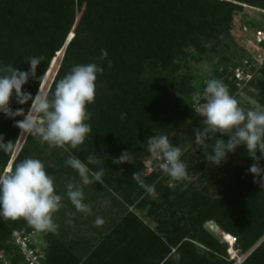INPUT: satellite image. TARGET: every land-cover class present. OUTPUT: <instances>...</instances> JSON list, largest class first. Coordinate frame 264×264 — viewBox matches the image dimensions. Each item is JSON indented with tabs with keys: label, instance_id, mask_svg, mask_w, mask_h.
<instances>
[{
	"label": "trees",
	"instance_id": "obj_1",
	"mask_svg": "<svg viewBox=\"0 0 264 264\" xmlns=\"http://www.w3.org/2000/svg\"><path fill=\"white\" fill-rule=\"evenodd\" d=\"M245 5L264 9V0H0V68L12 65L26 72L30 69V57H44L37 67V78H30L22 91L33 97L39 88L43 92L63 51L47 92L50 99L56 84L73 66L96 63L104 69L97 74L95 100L86 105L91 114V119L86 121L91 132L70 153L84 163L89 155L96 154L100 163L88 166L94 171L103 168V181L116 182L117 189L144 190L132 179L134 172L142 173L145 183L163 192L165 203L173 210L157 230L135 213L127 212L92 250L86 264H234L235 259H230L227 253V243L207 229L206 224L211 221L225 234L232 235L236 248L247 254L239 264H264V189L253 182L254 176L248 172L254 161L244 146L228 153L219 166L212 163L208 167L204 174L211 184L202 189L192 187L182 191L180 187L163 185L157 182L160 174H148L141 162L142 158L150 157L147 139L155 136L160 115L172 100L171 89L149 81L145 73L149 69L176 72L181 62L192 57L191 53L198 54L196 58L201 60L202 55L224 47L226 39L239 27ZM259 12L257 15H261ZM251 25L261 26V21L253 19ZM70 33L73 37L67 43ZM101 49L108 53L106 60L99 59ZM108 60L112 61L111 68ZM228 68L215 67L210 78L220 79L229 89L238 90ZM41 77H45L43 83ZM198 78L199 82L206 80L202 76ZM205 84L206 81L193 87L191 83L185 92L175 90L179 94L191 93L194 99L197 94H203ZM252 85H258L261 90L260 102L264 106V65L249 86ZM10 105L13 111L23 108L26 114L31 101L17 103L13 90ZM189 112L194 116L193 105ZM23 119V116L9 118L0 112V135L5 143L12 141L14 148L21 131L16 121ZM206 143L210 145L214 139ZM41 149L34 137L28 136L11 170L25 158L35 159ZM124 151H129L133 163L114 164L113 158ZM54 152L63 170L66 166L62 164L70 153L60 148ZM13 153L14 150L11 153L0 150V173L6 170ZM260 163L264 167V160ZM192 167L198 170L196 165ZM49 171L56 172L53 168ZM61 192L71 204L66 189ZM182 207L187 208L188 215L178 217ZM23 227L33 229L23 218L0 217V250L12 248L15 264L19 254L11 242V234ZM47 242L46 264H74L84 259L74 255L54 236L47 238ZM173 250L179 252V262L173 258Z\"/></svg>",
	"mask_w": 264,
	"mask_h": 264
},
{
	"label": "clouds",
	"instance_id": "obj_2",
	"mask_svg": "<svg viewBox=\"0 0 264 264\" xmlns=\"http://www.w3.org/2000/svg\"><path fill=\"white\" fill-rule=\"evenodd\" d=\"M107 58V51L101 49L99 59ZM43 60V56L30 57V69L26 72L12 65L0 68L3 73L0 75V112L9 118L24 117L16 121V126L22 130L21 135L40 137L49 147L70 153V149L82 145L91 132V125L86 123L91 119L86 105L94 102L97 74L103 73L104 69L96 63L75 65L56 84L51 99L41 91L33 97L31 93L22 91V88L30 78H37L36 70ZM107 63L111 68L112 61L108 60ZM198 84V81H192L193 87ZM13 90L17 103L23 105L31 101L26 114L23 108L15 111L11 109ZM202 100L203 103L196 109L202 120L201 127L193 130L195 145L204 146L206 141L214 139V143L207 145L211 147V154L206 159L217 166L226 160L228 153L235 152L238 146H244L254 161L248 172L254 176L253 182L264 189V167L260 163L264 160V107L256 105L255 109L245 111L230 94L228 86L214 78L206 81ZM222 137H227V140ZM0 150L11 153L14 150L13 142L5 143L4 137L0 135ZM147 150L151 158L159 162V170L171 181L189 179L187 166L181 160L183 149L174 146L167 135L148 138ZM257 152L261 155L257 156ZM98 163L100 161L94 155L87 157V163L71 153L65 160V165L74 169L80 178V182L66 183L67 198L78 212L85 215L91 212V207L83 202L84 186L97 182L105 186L104 169L93 171L88 166ZM113 163H133V157L129 151H124L118 158H113ZM122 172L123 169L120 175ZM142 176V173L134 172L132 179L146 193H154L155 185L146 184ZM62 200L63 197L56 193L53 178L46 174L45 165L40 159L25 158L15 165L14 170L0 173V217L4 220L23 218L36 231L59 235V225L54 222L53 214L64 207ZM104 223L101 217L94 221L97 227Z\"/></svg>",
	"mask_w": 264,
	"mask_h": 264
},
{
	"label": "rangeland",
	"instance_id": "obj_3",
	"mask_svg": "<svg viewBox=\"0 0 264 264\" xmlns=\"http://www.w3.org/2000/svg\"><path fill=\"white\" fill-rule=\"evenodd\" d=\"M245 7L239 27L235 30L234 35L231 38L226 39L224 47H220L216 51H210L206 55H202L201 60H197L196 57H198V54H195L194 52L191 53L192 57L186 62H181L180 68L176 72L149 69L145 73V78L149 81L163 84L165 87L171 89L172 100L170 106L166 111L161 113L155 136L165 134L169 137L174 146L182 147L183 154L181 160L186 164L189 176V179L186 181L174 182L171 181L166 174L159 173L160 176L157 179V182H162L163 185L180 187L183 191L192 187L202 189L205 185L211 184V181L207 179L208 175L204 174L208 172V167L212 165V162L206 159V156L211 154V147L207 146L209 145L208 143L204 146L195 145L194 143L195 134L193 130L201 127L202 117H200L195 110L194 116L189 112L191 105L194 106V103L196 104L194 99L190 97L191 93L186 92L185 94H179L175 88L183 89L185 92L186 88L189 87L192 81H198L199 76L204 77V79H206L205 81L211 79L210 76L215 67L236 65L241 58L257 53L251 40L252 32L250 26L253 19L256 18L261 21V25H264V9L249 5H245ZM258 11H260L259 13H261V15H257ZM245 27L247 28L246 30L244 29ZM72 37L73 33H70L67 43ZM63 55L64 51L59 58L55 73L50 82L45 86L43 93L48 92L58 71ZM56 56H58V53ZM226 57L229 58V60H226ZM50 73L51 69L48 73V78ZM44 79L42 83L44 82ZM205 81L202 82L205 83ZM202 82H199L198 85L202 84ZM229 91L230 94L238 100L239 105L244 108L245 111L255 109L256 105L264 107L260 102L262 96L258 85L247 86L244 89L234 91L229 89ZM177 124H180V126H177ZM21 131L14 148L12 159L6 170L12 169L13 161L17 157L22 146L25 144L27 137L30 136L21 135ZM34 141L42 147V151L37 153L35 159H40L44 163L46 174L53 178L56 193L58 192L57 194L63 197V193L59 192L65 191L66 183L68 181L80 182L78 173L65 164H62L63 166H66L63 170L59 168V162L55 160L56 158L54 155V151L57 147H49L48 143L42 142L40 137H34ZM187 152L188 154L186 155ZM144 161L145 158H142L141 162L143 164ZM193 165L197 166V171L194 170L192 167ZM49 168L55 169L56 172H50ZM97 183L84 186L85 196L83 202L90 205L91 212L87 215L78 212L74 205L68 204L64 197L62 200L64 205L63 210L60 213L53 215L54 222L59 225V235L48 232H39V236L37 237V243L39 245L44 247L48 246L47 238L54 236L59 243H63L74 255L87 259L92 250L100 245L104 237L110 233L115 224L119 222L127 212L130 211L135 213L144 223L155 230L159 229L161 221L170 217L173 212V210H170L165 203L163 192L156 188L154 193L148 194L145 190H141L137 187L132 189H117V183L114 181L112 184L104 182L105 186L102 185V188H99ZM214 189L215 185L213 184L210 187L212 193L214 192ZM181 215H188L187 208L182 207L178 210L177 216L179 217ZM97 217H101L105 221L100 227H97L94 224ZM211 222L216 224L222 242L227 243V253L230 256V259H235L234 264L241 263L246 258L247 254L241 253V251L236 248V240L232 235L225 234L216 222ZM199 246L203 249L202 245ZM172 256L175 261L179 262V252L173 250ZM15 261L16 256L14 255L12 248L6 247L0 250V264H15ZM17 261L19 264V258H17Z\"/></svg>",
	"mask_w": 264,
	"mask_h": 264
},
{
	"label": "built area",
	"instance_id": "obj_4",
	"mask_svg": "<svg viewBox=\"0 0 264 264\" xmlns=\"http://www.w3.org/2000/svg\"><path fill=\"white\" fill-rule=\"evenodd\" d=\"M260 21V20H259ZM251 40L256 48L257 53L241 58L236 65L229 66V71L233 73V79L238 89H244L259 75L260 69L264 65V25H251ZM247 29L246 27L244 28ZM196 104L194 110L203 103L202 94H197L194 98ZM158 161L150 157L145 159L144 166L148 174L162 173L158 168ZM40 231L34 228H18L11 234V242L16 247L19 254V264H46L47 252L44 246L37 243V237ZM74 264H86L83 259Z\"/></svg>",
	"mask_w": 264,
	"mask_h": 264
},
{
	"label": "water",
	"instance_id": "obj_5",
	"mask_svg": "<svg viewBox=\"0 0 264 264\" xmlns=\"http://www.w3.org/2000/svg\"><path fill=\"white\" fill-rule=\"evenodd\" d=\"M207 229H209V231L215 235L217 238H221V235L218 233L217 231V227L216 224L213 222L207 223L206 224Z\"/></svg>",
	"mask_w": 264,
	"mask_h": 264
}]
</instances>
